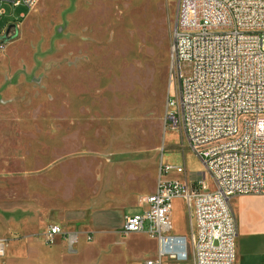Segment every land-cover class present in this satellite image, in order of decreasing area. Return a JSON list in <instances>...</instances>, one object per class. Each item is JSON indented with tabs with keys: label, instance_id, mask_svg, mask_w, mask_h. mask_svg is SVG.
<instances>
[{
	"label": "rangeland",
	"instance_id": "1",
	"mask_svg": "<svg viewBox=\"0 0 264 264\" xmlns=\"http://www.w3.org/2000/svg\"><path fill=\"white\" fill-rule=\"evenodd\" d=\"M177 2L0 3V264H146L157 244L122 234L124 218L161 179L214 191L168 117ZM51 225L79 242L47 243ZM189 233L178 202L172 234Z\"/></svg>",
	"mask_w": 264,
	"mask_h": 264
},
{
	"label": "built area",
	"instance_id": "2",
	"mask_svg": "<svg viewBox=\"0 0 264 264\" xmlns=\"http://www.w3.org/2000/svg\"><path fill=\"white\" fill-rule=\"evenodd\" d=\"M3 1L30 10L39 0ZM172 62L176 93L168 101L169 121L215 189L204 180L161 179L143 200V213L124 218L122 234L156 241L157 258L146 264L186 261L191 250L195 264H236L238 228L230 200L264 196V0H179ZM184 64L190 65L187 73ZM171 171L187 173L183 166ZM176 199L193 209L190 242L172 234ZM45 236L47 243L64 238L69 246L80 238L60 225ZM3 250L0 243V255Z\"/></svg>",
	"mask_w": 264,
	"mask_h": 264
},
{
	"label": "crops",
	"instance_id": "3",
	"mask_svg": "<svg viewBox=\"0 0 264 264\" xmlns=\"http://www.w3.org/2000/svg\"><path fill=\"white\" fill-rule=\"evenodd\" d=\"M22 15L24 14L22 13ZM194 157L198 159L195 155ZM203 170L205 171V177H207L208 174L205 167ZM178 202L187 205L183 199H176L173 203V211ZM230 203L237 220L238 228L236 264H264V196H238L232 198ZM188 209L190 215V233L183 237H186L190 242L192 241L195 229V220L193 209L190 207ZM156 258L157 253L152 260ZM163 262L164 264H195L192 250L190 251L189 259L186 261L164 259Z\"/></svg>",
	"mask_w": 264,
	"mask_h": 264
},
{
	"label": "trees",
	"instance_id": "4",
	"mask_svg": "<svg viewBox=\"0 0 264 264\" xmlns=\"http://www.w3.org/2000/svg\"><path fill=\"white\" fill-rule=\"evenodd\" d=\"M26 13H24V15H25ZM169 15L167 16V20H166V22L168 23V21H169ZM15 21H18V22H21L22 21V19L20 18V17H18ZM14 21V22H15ZM4 29H2V28H0V34L2 33V31H3Z\"/></svg>",
	"mask_w": 264,
	"mask_h": 264
},
{
	"label": "water",
	"instance_id": "5",
	"mask_svg": "<svg viewBox=\"0 0 264 264\" xmlns=\"http://www.w3.org/2000/svg\"><path fill=\"white\" fill-rule=\"evenodd\" d=\"M178 5H179V0H178V2H177V13H176L175 29H176V26H177Z\"/></svg>",
	"mask_w": 264,
	"mask_h": 264
}]
</instances>
